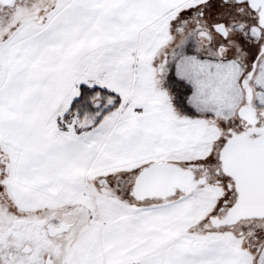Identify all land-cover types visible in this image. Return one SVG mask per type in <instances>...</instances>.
I'll return each mask as SVG.
<instances>
[{
	"label": "snow or ice",
	"instance_id": "obj_1",
	"mask_svg": "<svg viewBox=\"0 0 264 264\" xmlns=\"http://www.w3.org/2000/svg\"><path fill=\"white\" fill-rule=\"evenodd\" d=\"M0 264H264V0H0Z\"/></svg>",
	"mask_w": 264,
	"mask_h": 264
}]
</instances>
